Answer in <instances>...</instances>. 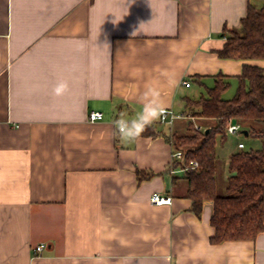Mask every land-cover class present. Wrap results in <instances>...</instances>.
<instances>
[{
  "label": "crops",
  "instance_id": "obj_1",
  "mask_svg": "<svg viewBox=\"0 0 264 264\" xmlns=\"http://www.w3.org/2000/svg\"><path fill=\"white\" fill-rule=\"evenodd\" d=\"M249 5L264 0H0V264H264V232L211 242L213 202L191 211L167 139L122 141L113 124L148 87L177 115L220 75L237 87L244 62L216 52ZM237 151L218 145L225 178Z\"/></svg>",
  "mask_w": 264,
  "mask_h": 264
},
{
  "label": "trees",
  "instance_id": "obj_2",
  "mask_svg": "<svg viewBox=\"0 0 264 264\" xmlns=\"http://www.w3.org/2000/svg\"><path fill=\"white\" fill-rule=\"evenodd\" d=\"M222 38L225 44L216 52L217 56L244 62L235 96L230 100L223 98L231 84L220 75L215 85L207 89L206 96L185 101L183 116L200 120L206 124L205 129L190 121L189 135L175 132L169 135V130L156 125L149 126L141 135L164 137L173 146L174 153L184 151V164L177 159L175 162L186 173V198L192 202L191 211L200 217L204 204L213 202V244L255 241L264 232V68L249 63L264 61V6L249 5L240 28L225 30ZM232 124H239L248 133L247 137L259 139L261 148L233 153L225 178L218 145L227 141V130ZM192 162L198 163L195 169H190ZM140 174L139 182L151 178Z\"/></svg>",
  "mask_w": 264,
  "mask_h": 264
},
{
  "label": "clouds",
  "instance_id": "obj_3",
  "mask_svg": "<svg viewBox=\"0 0 264 264\" xmlns=\"http://www.w3.org/2000/svg\"><path fill=\"white\" fill-rule=\"evenodd\" d=\"M135 0H128V3H134ZM141 27V26H140ZM140 28L132 33L137 35ZM104 46H107L105 44ZM53 94L57 97L65 95L69 91V83L65 80H58L54 85ZM141 109L131 118H121L113 121L114 136L122 141L133 142L138 140L149 126L159 121L165 114L167 105L161 99L160 92L148 87L141 98Z\"/></svg>",
  "mask_w": 264,
  "mask_h": 264
},
{
  "label": "built area",
  "instance_id": "obj_4",
  "mask_svg": "<svg viewBox=\"0 0 264 264\" xmlns=\"http://www.w3.org/2000/svg\"><path fill=\"white\" fill-rule=\"evenodd\" d=\"M184 86L190 87V83L184 82ZM182 118V115H177L174 113V111L166 109V112L164 116L160 119V123L164 125H170L172 126L174 122L178 119ZM103 119V114L101 112H91L89 114L88 120L89 122H96L98 120ZM196 129H199L196 127ZM200 130V129H199ZM239 134H242V128L239 124H232L229 126L227 130V135L228 136H237ZM246 146L244 143H239L238 144V150H243L245 149ZM184 151L183 150H178L173 154V158L177 159L181 164H184ZM198 166L197 162H192L190 169H195ZM150 203L153 206H164V205H171L172 204V198L169 196L162 195L161 193H153L151 198H150ZM45 249L44 245H39L35 249L36 253V258L40 256V254L43 252Z\"/></svg>",
  "mask_w": 264,
  "mask_h": 264
},
{
  "label": "rangeland",
  "instance_id": "obj_5",
  "mask_svg": "<svg viewBox=\"0 0 264 264\" xmlns=\"http://www.w3.org/2000/svg\"><path fill=\"white\" fill-rule=\"evenodd\" d=\"M236 86H232L230 87V89L225 93V95H223V98L226 99V100H230L232 99L235 94H236ZM205 94L204 96H206L207 94L206 93H203ZM185 118V119H183ZM182 119L183 120H176L175 124H173L172 126L170 125H163L161 127V129L165 130V131H168V134L170 135V133H178L179 135H189L190 132L188 131V125L190 123V121H192V123L195 125V124H198L200 123V120H196V119H189L185 116L182 115ZM199 121V122H198ZM242 128V127H241ZM243 131V129H242ZM229 143L236 147L239 143H244L246 148L247 149H260L261 148V141L259 139H254L252 137H246L244 136L243 134H239L237 136H228L227 137V141H226V144ZM223 187V186H222Z\"/></svg>",
  "mask_w": 264,
  "mask_h": 264
},
{
  "label": "water",
  "instance_id": "obj_6",
  "mask_svg": "<svg viewBox=\"0 0 264 264\" xmlns=\"http://www.w3.org/2000/svg\"><path fill=\"white\" fill-rule=\"evenodd\" d=\"M209 132V129L206 130V133ZM243 134L247 137L248 136V133L246 131H243Z\"/></svg>",
  "mask_w": 264,
  "mask_h": 264
}]
</instances>
